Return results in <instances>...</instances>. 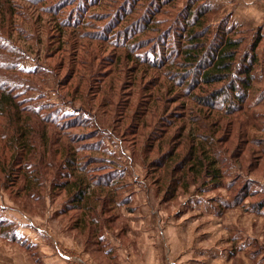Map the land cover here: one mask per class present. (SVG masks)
Listing matches in <instances>:
<instances>
[{"label": "rangeland", "instance_id": "rangeland-1", "mask_svg": "<svg viewBox=\"0 0 264 264\" xmlns=\"http://www.w3.org/2000/svg\"><path fill=\"white\" fill-rule=\"evenodd\" d=\"M58 1L44 5L66 21L63 33L55 29L53 16L39 18L41 7H36V26L16 18L14 24L27 30L14 27L11 32L23 52L0 57V66L16 68L0 69V74L16 78L20 99L38 110V116L31 113L25 119L32 131L27 137L31 151L21 161L35 165L31 170L39 169L44 181L33 190V199L20 192L23 175L10 169L23 155L17 139L25 123L0 115V225L7 221L29 249L8 244L42 264L45 252L20 234L24 221L51 245L46 253L77 258L79 252L64 244L70 240L109 264L112 252L104 254L109 246L105 232L131 246L128 230L149 223L144 214L137 215L134 199L143 188L152 192L150 208L160 209L152 220L160 224L152 237L160 240V264H264V0H68L61 10ZM190 10L204 14L207 49L226 32L241 41L238 61L256 55L258 83L244 105L223 104L218 110L198 105L182 92L181 82L168 80L174 68H154L143 59L153 53L179 59L170 49L181 48L184 41L174 27L185 29ZM124 13H129L127 22L118 27L114 22ZM153 17L161 20L154 27L159 31L143 33L140 21ZM126 27L137 41L120 37ZM207 136L214 138L208 141ZM202 142L217 161V179L208 172L212 159H204L197 175L189 166L176 167ZM71 148L78 164L86 165L101 184L110 179V187L91 184L89 192L95 186L103 199L86 211L68 206L70 193L53 188L60 174L68 172L64 163ZM170 152L173 156L166 159ZM198 153L203 156L200 149ZM176 176H185V183L175 182Z\"/></svg>", "mask_w": 264, "mask_h": 264}, {"label": "trees", "instance_id": "trees-1", "mask_svg": "<svg viewBox=\"0 0 264 264\" xmlns=\"http://www.w3.org/2000/svg\"><path fill=\"white\" fill-rule=\"evenodd\" d=\"M48 1L49 0H0V53H2L0 54V57H2V59H7L2 56L3 53H11L13 50L16 51L17 49V51L21 52V48L16 46L15 40L11 37V32L14 27H17L18 30L25 29V23L27 25L34 26L35 24L33 23V20L37 18L35 14L38 12L36 7H41L39 9L41 10L40 15L38 16L39 18L42 16V14H48L54 17V8L51 6L49 7V5H44ZM22 2H29L31 6L25 7ZM170 2L171 1H167L166 4H169ZM68 3L70 4L68 0H59L58 7L60 10L64 9L65 5ZM164 5L165 4L163 3L161 6L163 7ZM56 15H59V13H56ZM203 15L204 14L200 13L196 14L195 10H190L186 18L185 29L177 30L174 27L175 31H177L176 33H180L179 38L184 41L181 48L177 50L170 49L172 52L175 51L172 55L177 56V58H179L178 60H171V57L166 60V57L163 56V58H161V56H158L156 53L148 54L143 59H145V62L149 64V66L154 68H174V70H169L170 72L168 74V80L174 83L181 82L180 86L182 89H184L182 92L188 94V96L192 95L193 102L198 105L209 107L210 110H218L217 107L220 108L223 104H229L230 107L231 105L242 106L248 100L253 98L252 91L255 85L258 83L256 78L257 69L255 66H253V64L256 63L257 57L256 55H252L251 57L247 56L242 62L238 61L237 56L241 47V41L232 38L230 35H228L229 33L225 35L226 32L220 37L219 43H217V45L207 49L208 38L206 35H208V30H205V22L200 19ZM127 17H129V13H124L114 23L120 27L122 22H127ZM16 18H22L24 24L22 25L19 22V24H16V26L14 24L15 21L17 22ZM53 21L55 22V29L63 33L64 28L68 25H66V21H64L62 18L58 19L55 17ZM160 21L161 20L156 19L155 17L149 20V22L140 21L142 22V32L144 33L154 30L159 31L158 28L154 27L159 26ZM25 30H27V28ZM120 33L122 34L120 37L128 40L129 42L137 41L135 37L132 38V36H130L129 27L121 30ZM18 39L20 40L19 37ZM129 42L123 46L125 49L129 48ZM5 45H10L11 50L8 51ZM143 47L144 46L141 48ZM28 49H31V46H29ZM130 55L132 56V54ZM135 59L140 61L141 56H136ZM0 69L13 71L16 68L10 67V65L6 66L5 63V65L0 66ZM192 75H195V81L190 83L189 78ZM215 85L220 86L216 87ZM213 86H215V88H212ZM18 89L19 82L16 78L7 74H0V115H7L9 120L11 122L14 121L16 124L20 123V121L25 123V119L28 118L31 113H35V116H38L37 109L32 108L30 110L28 108L27 103L29 101L23 102V100L20 99V92H18ZM195 89L203 91L206 94H203L202 96H200L199 93L193 94ZM207 94H209V96H205ZM43 121H45L44 118ZM49 122L51 123V121L47 119L46 123ZM18 129L20 131V138L17 140L21 146L20 151L23 153V155L22 157L20 156L16 158V167L9 169L10 171H14L16 168L18 172L22 173L23 179L25 180V186L23 191L20 192L26 193L25 195L33 199V190L35 191L36 188L40 186V183L43 185L44 181L42 180V176L39 173L40 171L38 172L39 169H36L35 171L31 170L32 167L35 168V165L30 167L28 163L24 164V162L21 161V159H24L31 151V148L28 149L30 145L27 138L29 133L32 132L31 126H28L25 123L24 126L20 125ZM204 136L206 135L204 134ZM207 137L209 139L208 141H210L211 138H214L213 136ZM13 140H15V136H13L11 141ZM200 145V148L198 146H192L189 153L183 158V161L179 162L176 167L185 170L186 167L189 166V171L194 172L197 175L204 169V159H212V162L208 167V172L213 174L214 179L219 178V170L215 169L217 163L216 159L213 160L211 154L205 150L204 142H202ZM199 149L203 151L202 157L199 156ZM172 156L173 155L170 152L165 158L169 159ZM164 162L165 161L163 160V166L165 165ZM42 163L43 162L41 161L40 164ZM64 165L68 172L65 174H60V181L53 182V188L55 190H65L70 193L72 199L68 206H71V208L83 209L86 211L91 207H96L95 205L103 199V196L99 195V189H97V187L103 184L106 187H110V179H106L104 181L101 180L103 183L101 184L97 178L93 177L94 175L92 174V171L87 170L88 167H86V165L82 166V164H78L77 152L73 148H71L68 152V157L66 158ZM1 168L2 163L0 156V169ZM3 170L6 171V168ZM89 174L90 176L93 175L91 177V179H93L92 181H89V176H87ZM9 177L7 179H9ZM184 178L185 176H182L181 178L180 176H176L174 177V181L176 182L177 180V183H185L183 182ZM120 179H123V177L121 176ZM91 184H94L97 187L94 186L92 192H89ZM171 193L173 192L171 191ZM111 202H113V199ZM2 223L3 225H0V238L13 244L25 246L26 248L29 247L25 239H23L20 235L18 237V235L11 232V230L8 228L9 224H7V221H3ZM98 239L101 241V238L98 237Z\"/></svg>", "mask_w": 264, "mask_h": 264}, {"label": "crops", "instance_id": "crops-1", "mask_svg": "<svg viewBox=\"0 0 264 264\" xmlns=\"http://www.w3.org/2000/svg\"><path fill=\"white\" fill-rule=\"evenodd\" d=\"M134 199L136 200L137 215L140 214L141 216L144 214L147 219L146 222L149 223L142 224L138 229H135L134 232L130 231L129 233L128 230V234H131L130 239H132L133 243H130L132 244L131 246L129 244L126 245L121 238H116V241L111 234L105 232V237L109 238L107 242L109 246L104 251V254L108 256L112 252V257L109 258V264H160L162 250L160 247V240L152 239L153 236H157V231L160 227L159 223H152V220L156 219V214L159 213L160 209L155 210L150 208L149 200L152 199L151 191L147 192L143 190V188H140L136 191ZM22 225L20 234L31 240L33 239L34 243L40 247V251L45 252L44 254L46 255H42V257L39 258L42 264H107L105 260H100L87 253L86 249H81L82 245L79 246V244L71 243L69 242L70 240L64 244L66 247L79 252L77 258L69 254L60 259L56 255L48 254L46 252H49V247L51 248V245L39 240L38 236L34 233V229L27 227L28 223L23 221ZM137 236L140 237V240L135 244L134 240L139 239ZM21 249L19 247L18 250H16L13 245L8 244V241L0 238V264H40L38 259L35 260L36 263L30 256L23 253ZM140 255H144V257Z\"/></svg>", "mask_w": 264, "mask_h": 264}]
</instances>
